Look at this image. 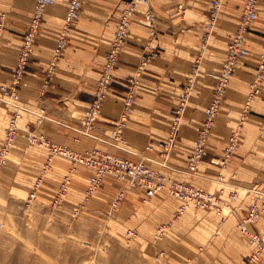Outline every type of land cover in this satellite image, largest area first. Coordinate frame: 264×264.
I'll return each instance as SVG.
<instances>
[{
  "label": "crops",
  "instance_id": "0c3cea01",
  "mask_svg": "<svg viewBox=\"0 0 264 264\" xmlns=\"http://www.w3.org/2000/svg\"><path fill=\"white\" fill-rule=\"evenodd\" d=\"M35 1L0 0L4 40L0 53V85L11 81ZM125 2L83 0L79 19L68 33V47L62 53L55 77L41 101L44 111L40 115L35 105L39 96L37 89L58 39L67 0H55L46 8L23 75L24 84L19 89L20 97H29L21 101L32 111L21 116L20 123L33 127L40 119L41 131L53 143L78 151L97 146L110 152H120L130 160H144L150 166L166 170L170 177L187 179L186 164L225 59L228 35L239 22L244 0H221L213 21H210V12L214 0H148L146 4L137 5L101 113L91 133L85 134L77 128L93 99L100 66ZM146 11L154 17L153 35L144 20ZM257 13L245 35L246 53L240 57L229 79L200 162L203 185L223 197L226 196V178L230 172L233 174L231 178L235 177L239 184H252L264 177V78L260 92L249 106L241 142L228 161H224L228 136L246 102L249 84L264 47V0L258 3ZM202 41H206V50L185 107L177 115L176 109L184 99L185 81L192 72ZM151 48L158 51V56L140 76L136 99L122 142L118 145L111 134L126 94L125 81L134 74L140 57ZM8 118L5 112L0 111V143ZM175 122H178L175 138L169 152L164 154ZM11 157L14 161L0 174L1 184L10 188L20 180L28 184L34 181L41 162L45 160V151L41 149L34 154L19 139ZM66 165L65 161L55 158V169L49 176L56 180L63 177Z\"/></svg>",
  "mask_w": 264,
  "mask_h": 264
},
{
  "label": "rangeland",
  "instance_id": "374dc122",
  "mask_svg": "<svg viewBox=\"0 0 264 264\" xmlns=\"http://www.w3.org/2000/svg\"><path fill=\"white\" fill-rule=\"evenodd\" d=\"M33 9L34 7L32 11ZM0 19L2 20V18ZM3 43L4 40L1 33L0 53ZM205 45L206 41H202L199 45V51L194 60L192 72L189 73L184 84L182 93V98L184 99L181 100L180 106L176 109L177 115H180L181 111H183L186 98L190 95L192 84L197 76L198 65L206 50ZM157 56L147 62L142 69H139L140 57L134 74L127 77L125 81L126 94L124 95L120 113L111 134V137L118 145L122 142L123 131L136 99L140 76L147 65ZM16 57L18 58V55ZM61 57L62 55L55 60L52 74L49 78L50 81L46 87L43 86V83L46 78V70L54 59L53 55H51L50 62L42 73L43 78L37 89L39 96L35 99L37 101L35 105L38 108L36 112L40 115L44 111L41 101L52 79L55 77L56 66ZM103 63L100 66V70ZM100 70L95 83L93 99L97 93V81ZM114 70L112 72V82L114 80ZM14 72L13 76L15 75ZM219 74L217 75V80ZM256 74L255 71L253 79L249 84L246 102L228 136L227 145L224 150V161H228L233 150L239 146L242 127L246 122L249 106L254 96L261 90L264 73L257 80L258 91L248 101L253 81H256L257 78ZM13 76L9 84L0 85V111L5 112L9 116L0 148L4 142L11 117L16 110V107H14L13 102L10 100L9 92L7 93L12 87ZM23 84L24 80L22 76L19 85L15 87V91L19 97L16 104L21 106V109H19L20 118L27 115L29 111H32L29 105L21 101L29 99L28 96L20 97L19 89ZM215 85H217V81ZM3 86L6 87L7 91L2 90ZM109 88L110 86L103 96V101L107 96ZM225 92L221 98L217 114L203 147L207 145L210 131L219 113ZM213 94L214 90L212 97ZM129 95L133 96V102L124 121V126L119 129L117 125L122 116L124 100ZM212 97L205 109L211 103ZM20 118L18 119V127L20 129L17 131L14 141L8 149L6 162L4 165H1L0 174L5 167H8L14 161L11 155L19 139L22 140V143L27 148L32 149L34 154L43 149L45 151V160L41 162L40 171L36 173L32 183L28 184L20 180V183L10 188V186L2 185L0 182V264H264V252L260 253L256 258L252 257L257 251V247L237 226L251 204L259 200L257 202L261 204L262 209L258 218L253 222V228L250 231L252 233H264V197H258L252 191V187L256 183L260 184L264 189V177L262 180L252 184H239L235 181V177L234 179L231 178L233 174L230 172V176L226 178V196L223 197L216 193V191L210 190L203 185V179L200 176V169H202L200 162L203 154L193 170L188 167L189 158L194 149L189 155L185 168L189 177L187 179L175 178L170 177L166 173V170L150 166L144 160H130L120 152H110L97 146H91L83 151H78L65 145L53 143L41 131L39 125L40 119L32 127L29 124L23 125L20 123ZM82 119L77 129L85 134L91 133L90 131L95 121L90 128H85L82 125ZM175 123L172 130L175 129L174 127L177 128L178 122ZM27 128L36 136L35 140H30L26 136L25 129ZM40 135H43L47 143L64 146L77 155H87L93 151H99L131 162L143 161L147 167L159 173L160 177L166 180L182 181L193 187L213 192L220 199V203L222 204L220 207L221 211L201 209L190 205L182 214L177 215L180 200L170 194L167 189L157 192L152 197H148L145 188L132 183L130 179L120 178L111 174L104 176L94 194H88L87 186L93 169L84 165H75L70 159L62 156H55L52 163L46 166L47 151L39 145L38 137ZM168 138V146L164 145L167 146L163 152L164 154L169 152L172 145V142H170L171 135ZM55 158L56 160L65 161L67 164L65 167L66 173L57 180L49 176V173L55 169L53 168ZM103 163H105V160ZM66 176L68 177L66 190L60 191L59 189ZM233 195H235V198H231Z\"/></svg>",
  "mask_w": 264,
  "mask_h": 264
},
{
  "label": "built area",
  "instance_id": "2783aa9c",
  "mask_svg": "<svg viewBox=\"0 0 264 264\" xmlns=\"http://www.w3.org/2000/svg\"><path fill=\"white\" fill-rule=\"evenodd\" d=\"M261 0H244L243 7L241 10V16L239 22L234 29L228 35V42L226 48V55L221 69V73L218 76L217 85H215L214 94L212 101L209 106L205 109L204 124L200 130L198 139L196 141L194 151L189 158L188 167L194 169L195 165L199 162L203 151L204 143L207 140V135L209 133L210 127L215 119L219 105L221 103V98L225 92V87L229 82L230 75L235 71V67L239 61V58L246 53L247 44L245 41V35L251 25V23L257 18V6ZM55 0H36L32 14L28 20L27 28L23 33L21 44L18 51L17 65L15 68V75L12 80V87L9 91L6 87H2V90H6L9 94L10 100L13 102L16 110L11 117L9 122L4 142L0 148V168L6 162V155L8 149L14 141L17 131L20 129L18 127V119L20 118L19 109L21 106L17 105L19 100L18 94L15 91L20 83V79L23 76L24 70H26L28 58L33 50L36 36L40 30L41 22L48 6L54 4ZM148 0H126L125 6L119 17L113 37L110 43V47L106 53L103 66L100 70V75L97 81V93L94 99L89 104L86 113L82 119V125L85 128H90L95 119L98 117L103 96L110 86L113 77V70L119 60L121 50L125 44L126 38L130 31V25L133 21L135 8L139 4H146ZM83 0H67V7L65 11V16L60 29L58 39L56 41L52 55L54 56L51 65L46 70V78L44 79L43 86L46 87L49 84L50 77L52 74V69L55 60L60 57L68 43V33L80 16V11L82 8ZM221 0H214L213 6L210 12V21H213L220 9ZM144 20L150 28V34H154V17L150 11H146L144 14ZM3 21L0 19V35L3 26ZM158 55V51L151 48L142 57L139 65V69H142L144 65ZM256 81H253L252 88L248 95V101L252 99L253 94L258 91L257 80L264 73V48L260 53L259 64L256 69ZM255 80V79H254ZM132 95L126 97L124 100L123 111L121 119L117 125V128H122L124 126V121L130 111L132 104ZM16 101V102H15ZM176 124V123H175ZM171 132V139L175 134L176 127ZM26 136L31 140H35L36 136L31 132L29 128L25 129ZM39 145L44 147L47 151L46 156V166H49L55 156H62L70 159L75 165H84L90 169H93L87 186V193L94 194L97 187L102 182L106 174H111L120 178L130 179L132 183L143 187L147 191V196L152 197L157 192L167 189L170 194L180 200V204L177 210V215L182 214L185 209L190 206H196L201 209L216 210L221 211L220 199L217 198L213 192L204 190L202 188L193 187L187 183L177 180H166L160 177V174L153 171L143 161L131 162L118 158L114 155H109L106 153H101L99 151H93L87 155H77L72 153L64 146L49 144L47 143L43 135L38 137ZM105 160V163H103ZM68 182V177H65L60 191H65ZM252 191L258 195V197H264V189L260 184L256 183L252 187ZM231 198H235L233 195ZM259 201V200H257ZM253 202L249 209L247 210L245 216L240 220L239 230L250 238V241L257 247V251L252 256L254 258L264 252V233H252L253 222L258 218L261 211V204L258 202Z\"/></svg>",
  "mask_w": 264,
  "mask_h": 264
}]
</instances>
